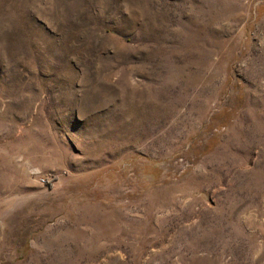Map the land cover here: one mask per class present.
I'll return each mask as SVG.
<instances>
[{
    "label": "rangeland",
    "instance_id": "1",
    "mask_svg": "<svg viewBox=\"0 0 264 264\" xmlns=\"http://www.w3.org/2000/svg\"><path fill=\"white\" fill-rule=\"evenodd\" d=\"M0 264H264V0H0Z\"/></svg>",
    "mask_w": 264,
    "mask_h": 264
}]
</instances>
